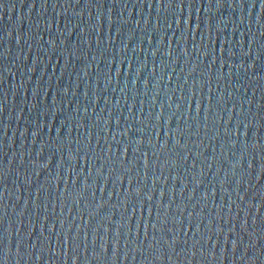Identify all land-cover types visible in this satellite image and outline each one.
<instances>
[{
    "label": "water",
    "instance_id": "1",
    "mask_svg": "<svg viewBox=\"0 0 264 264\" xmlns=\"http://www.w3.org/2000/svg\"><path fill=\"white\" fill-rule=\"evenodd\" d=\"M176 7L0 0V264H73L69 230L75 264H264V4L184 0L180 23Z\"/></svg>",
    "mask_w": 264,
    "mask_h": 264
},
{
    "label": "snow or ice",
    "instance_id": "2",
    "mask_svg": "<svg viewBox=\"0 0 264 264\" xmlns=\"http://www.w3.org/2000/svg\"><path fill=\"white\" fill-rule=\"evenodd\" d=\"M75 2H76V3H79V0H75ZM260 2H261L262 4H264V0H260ZM156 3H158V4H162V5L165 6L166 8L169 7V6H171V5H173V4H175L177 7L174 8V9L172 10V15L175 16V15H176V12H177V11H180L181 16L179 17V19H178L176 22H177V23H180V22L183 20L182 12H183V7H184V0H156ZM42 6H43V5H42ZM201 54L211 55V56L213 57V59L216 58V50H215V49H212V51H211L210 53H203V52L201 51ZM259 55L262 56V55H264V53L260 52ZM208 66H210V65H208ZM249 67H250V65H249ZM207 83H208V86H209V91H211V81L209 80ZM65 91H67V89H66ZM230 95H231V94H229V96H230ZM250 103H251V102H250ZM162 107H163V106H162ZM168 107H171V105H168ZM257 107H260V105H257ZM225 108H226V105H225ZM225 108L222 109V111H224ZM84 111L86 112L87 109L85 108ZM227 111H231V110H230V109H227ZM155 118H156V119H160V120H163V119H164L163 116H162L161 114H159V113H156V114H155ZM204 119L207 120V117H205ZM229 119L231 120V116L229 117ZM149 123H151V121H150ZM227 123H228V122H225V124H227ZM239 124H240V123H238L237 125H239ZM244 128H245V129H248V125H247V124L244 125ZM237 130H238V129H237ZM124 132L127 133V132H128V129L125 128V129H124ZM227 133H228V129L225 128V134L227 135ZM37 134H38L37 132H34V133H33V136H35V135H37ZM177 134H179V136L181 137V136H183L184 133H183L182 130H178V133H177V132H173V135H172V139L175 141V145H177V146H179V148L183 149V148H185V144H181V140H180V139H179V140L176 139V135H177ZM113 140H115V134H113ZM147 140H148V143L151 144V136H149V137L147 138ZM89 143H90V141H89ZM117 150L119 151V149H117ZM79 151H80V150L77 149V153H79ZM109 151H111V147H109ZM124 151L126 152L127 149H124ZM137 151H139V149H137ZM261 151H264V147H261ZM144 155H145V157H146V156H147V153H145ZM177 155H178V154H177ZM85 156H87V153H85ZM97 159L104 160V163H102V164H101L99 167H97V169H96L97 173L99 174V175H98V180H99V182L101 183V181H102L103 179H99V176H103V178H104V175H103V167H104L105 163L111 165L112 171H116V167H115V165H116V160H118L119 158H117L116 160H113L111 156H108V158H107L106 160L104 159V157H97ZM137 159H139V158H137ZM120 163H121V164H125V163H128V161H126V160H120ZM148 166H149L148 163H145V164L143 165V167H145V168H147ZM139 169H140V165L137 164V167H136V173H137V175L139 174ZM91 171H92V170H91V166H89V174H91ZM131 172H132V169L129 168V169H126V170H125V173H124V174H125L126 176L129 177V179H128V185L130 186L131 191H128V189H127V191H128L129 194L132 196V211L135 212V205H136V202H137V201H143V200H144V196L147 194L146 192H144V195H142V191H143V189H145V187H146V183L143 185V189H142V188H141V180H140V179H137L136 186H135L134 188L131 187L132 184H133V181H132V179H131ZM145 175H147V174H145ZM153 175H155V173H153ZM87 179H88V178H87V176H86V177L84 178V180L81 181V182H84V183L86 184ZM157 179H159V178L157 177ZM97 182H98V181H96V183H97ZM107 182H109V181H107ZM121 183H123V182H121ZM154 183H155V182H154ZM87 187H88V185H87L83 190H81V191L78 193V197H77V199H78V198H81V197L84 196V192L87 190ZM99 190H100V192H104V191H105V189H103V188H100ZM92 194L95 195L94 192H93ZM69 195H72V193H69ZM109 195H111V194H109ZM160 195L163 197V196L165 195V192H164V191H161ZM190 198H191V197H190ZM241 198H242V197H241ZM151 200H152V197H148V201L150 202ZM126 201L128 202V197H125V201H123V203H124V205H125V211H127V205H128V204L126 203ZM161 203L164 204L165 202L162 200ZM171 203H174V197H173L171 200H169V201L167 202L168 205H170ZM189 215H191V213H189ZM157 216H158V217L160 216V212H159V211L157 212ZM122 219H123V217H122ZM166 223H167V221L165 220V221H164V224L166 225ZM151 226H152V229H155L157 232L161 233L160 241H161L164 245H167V247H168L170 250H174L175 246L178 245V240H177V237H178V236L175 235V234H173L172 237H171V242H169L168 237H167V233H168V232H173V233H175V231H174L173 229H171V228H167L166 226L157 229V221H153V222L151 223ZM147 227H148L147 224H145V225H144V239H145V240L148 239V231H147ZM197 227H199V226H197ZM182 230H183V228H182ZM191 230L193 231L194 235H196V234H200V233H198V232L196 231L195 228H192ZM185 234H187V231H185ZM30 235H31V234H30ZM57 235H59V234H57ZM125 235H126V240L129 239V238H132V237H137V238L139 237V233L133 234V230H132V226H131V225H128V226H127V233H125ZM69 238H71V240H72V245H73V246H72L71 248H72V251H73V253H74V254L71 256V259L73 260V264H75V260H78V259H79V255H78V251H77V250L80 248V240H79L78 235H74V234L71 233V231L69 230V233L67 234V236H66L64 239H61V240H60V244H63V245H64L65 242H66V240L69 239ZM85 239H87V233H85ZM49 240H50V237H49ZM94 240H95V238H94ZM94 240H93V241H94ZM155 240H156V238H155V236H153V241L155 242ZM119 242H120V241H119V230H117V239H115V240L112 241L113 247H114V248L118 247ZM200 242H201L200 240H196V239H194L192 243H193V246H195L196 244H199ZM131 243L135 244V243H136V239H131ZM183 244L185 245L183 251L187 252L188 249H187L186 246H187V244H188V240H184V241H183ZM101 247H103V245H102ZM148 247H149V249L154 248V247H155V243L150 242V243L148 244ZM233 247H235V244L233 245ZM156 252H157V254H156V259H160V258H161V255H160L159 249H157ZM193 255H194V253H193ZM114 257H115V253H114ZM39 258H40V256L37 257V259H39ZM168 259L171 260L172 257L169 256Z\"/></svg>",
    "mask_w": 264,
    "mask_h": 264
},
{
    "label": "clouds",
    "instance_id": "3",
    "mask_svg": "<svg viewBox=\"0 0 264 264\" xmlns=\"http://www.w3.org/2000/svg\"><path fill=\"white\" fill-rule=\"evenodd\" d=\"M7 251V250H5ZM4 264H7V255L4 256Z\"/></svg>",
    "mask_w": 264,
    "mask_h": 264
}]
</instances>
